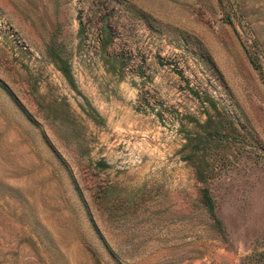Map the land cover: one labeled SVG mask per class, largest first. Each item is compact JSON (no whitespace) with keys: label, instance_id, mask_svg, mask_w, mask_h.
<instances>
[{"label":"rangeland","instance_id":"374dc122","mask_svg":"<svg viewBox=\"0 0 264 264\" xmlns=\"http://www.w3.org/2000/svg\"><path fill=\"white\" fill-rule=\"evenodd\" d=\"M0 264H264V0H0Z\"/></svg>","mask_w":264,"mask_h":264},{"label":"trees","instance_id":"16d2710c","mask_svg":"<svg viewBox=\"0 0 264 264\" xmlns=\"http://www.w3.org/2000/svg\"><path fill=\"white\" fill-rule=\"evenodd\" d=\"M202 199L204 203L208 206L209 210L212 209V199L208 193L207 187L202 188Z\"/></svg>","mask_w":264,"mask_h":264}]
</instances>
